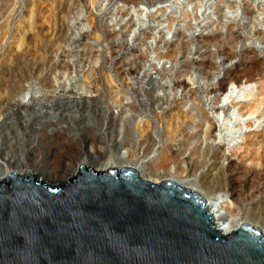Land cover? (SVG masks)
Returning <instances> with one entry per match:
<instances>
[{
    "label": "rangeland",
    "instance_id": "1",
    "mask_svg": "<svg viewBox=\"0 0 264 264\" xmlns=\"http://www.w3.org/2000/svg\"><path fill=\"white\" fill-rule=\"evenodd\" d=\"M29 24H34L30 35L25 34ZM19 43L28 50L17 63L34 61L42 46L49 61L42 76L36 73L21 82L24 91L16 98L21 106L35 104L36 119L28 130L12 118L11 107L0 106V137L14 136L19 150H8L11 143L0 140V175L10 176L5 163L14 153L23 161L39 155L38 145L45 141L42 125L76 140L87 137L89 124L106 119L114 128L105 127V135L94 131L107 145L106 160L141 158L140 172L171 173L162 180H183L205 198L221 186L223 205L249 220L264 221L263 185L245 191L237 205L228 180L250 168L264 175V159L259 158L264 150L256 141H264V115L244 113L264 101V0H0V98L7 93V70L16 64ZM254 57L262 61L261 82L223 95L210 93L227 70ZM44 77L50 85L42 82ZM54 100L63 104L55 109L61 117L60 122L53 119L56 127L48 125L45 114L51 110L44 107ZM68 102L80 104L79 112L74 108L68 116L63 111ZM181 113L187 121L173 138L170 123L178 122ZM148 124L153 142L143 156L148 144L143 146L141 130ZM85 149L92 152L88 145ZM172 155L175 159L163 167ZM197 161L204 167L195 172ZM221 167L222 178H216Z\"/></svg>",
    "mask_w": 264,
    "mask_h": 264
},
{
    "label": "water",
    "instance_id": "2",
    "mask_svg": "<svg viewBox=\"0 0 264 264\" xmlns=\"http://www.w3.org/2000/svg\"><path fill=\"white\" fill-rule=\"evenodd\" d=\"M0 183V264H264L261 229L217 228L207 199L132 168H91L60 188Z\"/></svg>",
    "mask_w": 264,
    "mask_h": 264
},
{
    "label": "bare ground",
    "instance_id": "3",
    "mask_svg": "<svg viewBox=\"0 0 264 264\" xmlns=\"http://www.w3.org/2000/svg\"><path fill=\"white\" fill-rule=\"evenodd\" d=\"M32 17L33 16H31V18L29 19L32 20ZM33 25L29 24L28 27H26L28 28V31H27L28 33L26 32L25 34L30 35L32 33ZM183 42H186V41H183ZM22 44L23 43L21 44L19 43L17 47L18 48V55H17L18 59L14 60V62L16 61V64L11 67H8L7 71H8V76H9L10 81L9 79L7 81L8 82L7 83L8 84L7 93L5 94L4 98H0V106L11 107L12 112H13L11 114L12 118H14L16 122L20 121V123L22 124V129L28 130L27 128L28 123L31 122L33 124L36 119L35 104L21 106L20 103L16 102V98L24 91L23 87L21 86V82L30 78V76L36 73L38 74L40 73L39 75L42 76L43 75L42 73L45 69L46 62L49 61V58L48 56H46V54L42 53L45 50V48L42 46L41 48H37L35 50L36 53L34 54L36 58H33L34 61L17 63V60L21 59V57L26 54L25 50L27 49V47L26 46L23 47ZM182 49L183 47H179V50H182ZM173 51L175 53L178 50H173ZM223 51L226 55H228L229 59L234 56V54L227 49ZM170 56H172V54H170ZM241 66L242 67H235V68L227 70L225 73V77L219 82L218 87L211 89L210 93L219 92L220 94L223 95L225 93L236 92L237 89L242 88L244 85H248L252 83L254 84V82H259V81L261 82V80H259V78L261 79V75L263 74L262 68H261L262 66L261 60L254 57L249 60H246L244 63H242ZM1 74L2 72H0V75ZM41 80L42 82L46 83L45 85H50V82L48 81L47 78L44 77V78H41ZM177 85L181 87L184 85V83L178 82ZM111 93L112 92H110V94ZM242 93L243 95L246 96L248 92L245 93L244 91H242ZM263 106H264V101L261 100L260 103L256 104L255 106H247V109H245L244 113L247 114L248 116L257 115V114L264 115V109L262 110ZM44 107L45 108L50 107V110H51L49 112H46L45 114L47 117L50 118V121L47 122L48 125L56 127L54 123L55 121L53 119L55 118L57 119V122H60L61 117L56 115L55 109L57 108L61 110L63 107V104H61L58 101L55 102L54 100L52 101V104L50 106H44ZM74 108L77 109L76 113H78L80 104H77L76 106H72V104L68 102V106L64 108L63 111L69 112L67 115L71 116L72 115L71 113L74 111ZM16 115H18V117ZM187 117L188 116L186 113H181L179 115L178 122L170 123L168 133L171 137L174 138L177 132H179L180 130H183L182 126H184V124L186 123ZM232 126H233L232 122L228 123L227 129L229 130ZM2 127H6V124H3ZM42 127L44 128L45 125L44 126L42 125ZM105 127H107L108 129L109 127L114 128V126H109V123H106V119H103L101 121L97 120L96 125L89 124L88 129H86L87 137L83 139L78 138L76 140L69 139V136H66V134L62 131H56L54 134H52V133H49L48 130L41 128L40 129L41 137L44 138L45 141L40 142V140H38V142H40L38 146H40L41 148L39 155L37 157H33V159L26 160L25 158L24 160L26 161H23L21 156L18 155L17 153H14L10 157H9V154L6 155L9 157V160L5 164L8 166L9 170L12 169L11 171H8V173L9 174L16 173L17 176H24L25 174L29 176L30 173H32L34 181L38 182L41 180V184L43 185L47 184L51 188H60L67 183L73 184L74 178L75 176L79 174L80 168L82 166H85L86 171H89V168H91L92 171H94V173H97V174L105 173L114 168H117L118 171L122 170L123 168H132L138 171L139 177L143 180H146V181H149L155 184H159L161 183V181L163 182L162 178L163 176H165V174H161L157 172H147L146 170H142V172H140L138 170V169H142V167L144 166V163L141 164V158H135L134 160H130V162L120 161L119 163L110 162L106 160L107 150L104 148V145L105 146L107 145L105 142H102L99 138H97L96 135L94 134V131L100 130L102 131V134L105 135L107 131V130H104ZM149 128H150V125L148 124L147 127H144L141 130L142 137L144 136L143 146H145V144H148L146 150H144L143 156L147 154L148 152H150L151 150L150 145L153 142V137L151 133L149 132ZM210 128L212 130L208 131L209 132L208 134L211 137L214 134L215 127L213 124H211ZM191 137L192 136H190V134L185 135V138L188 140L191 139ZM3 138L8 140V142L11 143V146L7 148L8 150L19 151L18 149L15 148V145L12 143V140L15 139L14 136L10 135L6 137H2V138L0 137V140L3 141ZM256 141H257V144L262 143L260 147H262L261 149L264 150V141L263 140L259 141L258 139ZM87 145L92 151L90 154L85 153L86 152L85 146ZM35 149L36 148H32L31 151ZM263 155H260L259 157L260 160L264 159L262 158ZM85 157H86V160H85ZM173 159H175L173 155L168 156L167 159L164 161L165 163L162 164L163 167L167 164L169 160H173ZM252 164L253 162L251 161V165ZM77 166H79V170H77ZM201 166L204 167V165H199V162L197 161L192 166V168L196 172ZM222 168L223 167L219 168L220 174L216 176V178H220V177L222 178V174H221ZM216 169H217V166H216ZM234 170L231 169L232 172H234ZM257 170H258L257 168L256 169H253V168L246 169V170L240 171V173L238 172L236 175L228 179L229 185L231 186L230 189L232 191V199L237 205H240L241 202L245 199V191L247 192L249 190L251 191L252 189H258V187H256V184L257 185L262 184L264 187V175H261L259 170L258 171ZM223 174L225 173L223 172ZM165 177H172V175L171 173H168ZM210 177L215 179V176H213V174ZM4 179L6 180L7 188L11 189L10 188L11 176L0 175V183H2ZM176 180H177L176 182L182 185L183 187L185 186V188L198 192L196 189L190 186H187L189 184L184 182L183 180L181 181H178V179ZM220 187L218 186L217 190L212 191L210 194H207V195L205 194L206 199L209 204V210L212 211L216 217V221L218 223L217 228L222 230L223 233L229 234L237 230L241 225H243L244 222H247L244 224H250L254 228L261 229L262 234L264 235V224H263L264 221L261 222L259 220H253V219L249 220L246 217H242L241 214L237 210L232 209L230 205L225 206L221 203L220 197L218 196L219 193L222 194L221 191H218ZM224 211H226V217H225V214H223ZM262 215L264 216V207L262 209Z\"/></svg>",
    "mask_w": 264,
    "mask_h": 264
}]
</instances>
